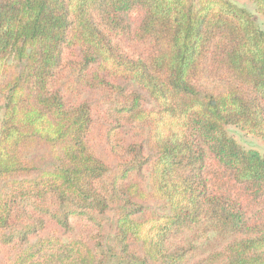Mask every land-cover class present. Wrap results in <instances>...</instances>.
Segmentation results:
<instances>
[{"label": "trees", "instance_id": "1", "mask_svg": "<svg viewBox=\"0 0 264 264\" xmlns=\"http://www.w3.org/2000/svg\"><path fill=\"white\" fill-rule=\"evenodd\" d=\"M0 97V264H264V154L225 128L264 141L245 7L0 0Z\"/></svg>", "mask_w": 264, "mask_h": 264}, {"label": "rangeland", "instance_id": "2", "mask_svg": "<svg viewBox=\"0 0 264 264\" xmlns=\"http://www.w3.org/2000/svg\"><path fill=\"white\" fill-rule=\"evenodd\" d=\"M238 5L245 7L254 17L256 23L264 31V23L262 16L256 11L254 4L250 0H233ZM145 105L147 107L152 106V102L149 98L144 94ZM92 99H101L100 95L97 93H92L90 95ZM3 114V99L0 97V120ZM228 134L232 136L242 147L246 149H254L258 152L264 154V141L257 136L239 128L237 125H226L225 126ZM106 160L111 164L115 165V161L104 154ZM112 212H109L106 218V239L110 242L113 234V230L111 228L112 222Z\"/></svg>", "mask_w": 264, "mask_h": 264}]
</instances>
